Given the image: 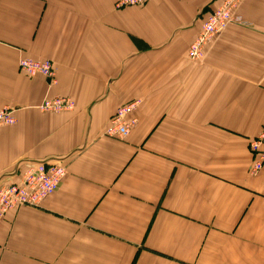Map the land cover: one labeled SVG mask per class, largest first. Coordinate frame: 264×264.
Segmentation results:
<instances>
[{"label":"crops","instance_id":"0c3cea01","mask_svg":"<svg viewBox=\"0 0 264 264\" xmlns=\"http://www.w3.org/2000/svg\"><path fill=\"white\" fill-rule=\"evenodd\" d=\"M0 0V187L38 163L66 176L0 219V264H264V0H245L200 59L188 48L220 0ZM49 61L55 85L20 73ZM67 97L72 111L44 113ZM137 100L125 138L105 134Z\"/></svg>","mask_w":264,"mask_h":264},{"label":"built area","instance_id":"2783aa9c","mask_svg":"<svg viewBox=\"0 0 264 264\" xmlns=\"http://www.w3.org/2000/svg\"><path fill=\"white\" fill-rule=\"evenodd\" d=\"M150 0H116V8L145 6ZM245 0H220L219 5L207 13L201 21L200 30L188 48L192 60L200 59L205 46L219 38L232 25L249 27L239 14ZM19 71L29 77L42 76L54 80V71L49 61L24 58L18 62ZM43 105V104H42ZM136 103L119 108L112 116L105 134L123 138L136 125L133 117ZM70 107L67 102L46 101L41 107L44 112H59ZM15 119L8 108L0 110V127L14 125ZM252 154L249 174L256 176L264 169V131L249 141ZM66 176V170L59 164L39 163L26 168L17 184L0 187V218L18 208H37L53 195Z\"/></svg>","mask_w":264,"mask_h":264},{"label":"rangeland","instance_id":"374dc122","mask_svg":"<svg viewBox=\"0 0 264 264\" xmlns=\"http://www.w3.org/2000/svg\"><path fill=\"white\" fill-rule=\"evenodd\" d=\"M153 0H150L149 2H147L146 3V5L145 6H134V7H124V8H116V2H115V4H114V7H115V9L116 10H124V9H128V8H141V7H146V6H148V4H150L151 2H152ZM245 2V1H244ZM219 5V4H218ZM217 5V6H218ZM216 6V7H217ZM205 17V16H204ZM204 17L202 18V20L204 19ZM201 20V21H202ZM201 24V23H200ZM232 26H236V25H232ZM215 40V39H214ZM214 40H212V41H214ZM211 41V42H212ZM205 48H206V46H205ZM203 55V54H202ZM202 57V56H201ZM190 60H192V59H190ZM198 60V59H197ZM38 61V60H37ZM41 62H43V61H41ZM52 65V64H51ZM52 68H53V66H52ZM53 71H54V68H53ZM21 73V72H20ZM26 76V75H25ZM27 77H29V76H27ZM47 80H48V83H49V85H55L56 83H57V81H56V76H55V71H54V80H55V82L54 83H52L51 81H50V79H48L47 78ZM46 101H54V102H67L69 105H70V107L68 108V109H66V110H63V111H59V112H44L42 109H41V107L45 104V102ZM131 103H136L137 105L135 106V109H134V112H136V110L138 109V107H139V102L137 101V100H135V101H131V102H128V103H126V104H124V105H122V106H125V105H127V104H131ZM43 104V105H42ZM122 106H120V107H118L117 108V110L119 109V108H121ZM4 109V108H3ZM6 109H8V108H6ZM37 109L39 110V111H41V112H44V113H60V112H66V111H72L73 109H74V103L71 101V99H69V98H67V97H62V96H58V97H54L53 99H46V100H44L38 107H37ZM11 110V109H10ZM116 110V111H117ZM12 111V114H13V110H11ZM115 111V112H116ZM133 112V117H135L136 118V116L134 115L135 113ZM114 115V114H113ZM112 115V116H113ZM14 117V116H13ZM112 118V117H111ZM111 118L109 119V122H108V124L110 123V120H111ZM137 119V118H136ZM137 124V123H136ZM12 126V125H11ZM135 126V125H134ZM133 126V127H134ZM4 127V126H3ZM1 128V127H0ZM133 129V128H132ZM264 130H262L257 136H259L262 132H263ZM126 136H128V134L126 135ZM126 136H124L123 138H125ZM256 136V137H257ZM110 138H114V139H118L117 137H110ZM47 163H49V162H47ZM39 164V163H38ZM50 164H53V163H50ZM52 196V195H51ZM49 198V197H48ZM45 201V200H44ZM43 201V202H44ZM42 202V203H43ZM42 205V204H41ZM28 208V207H27ZM38 208V207H37ZM4 217V216H3ZM2 217V218H3ZM2 218H0V219H2Z\"/></svg>","mask_w":264,"mask_h":264},{"label":"bare ground","instance_id":"6f19581e","mask_svg":"<svg viewBox=\"0 0 264 264\" xmlns=\"http://www.w3.org/2000/svg\"><path fill=\"white\" fill-rule=\"evenodd\" d=\"M18 69H19V67H18Z\"/></svg>","mask_w":264,"mask_h":264}]
</instances>
